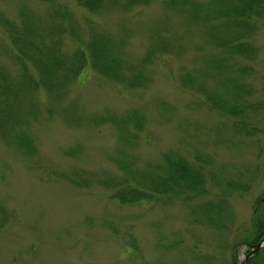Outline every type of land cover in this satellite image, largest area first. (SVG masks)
<instances>
[{"label": "rangeland", "instance_id": "374dc122", "mask_svg": "<svg viewBox=\"0 0 264 264\" xmlns=\"http://www.w3.org/2000/svg\"><path fill=\"white\" fill-rule=\"evenodd\" d=\"M118 8L93 16L116 37L122 23L136 30L125 52L131 61L143 60L149 43L143 30L157 18L171 28L183 26L170 18L172 12L165 17L162 0L128 13ZM91 14L79 0H0V68L11 85L24 71L35 80L22 81L24 93L33 87L35 92L30 100L21 92L18 112L13 100L0 125V264H233L236 258L241 263L251 248L255 205L264 190V132L236 133L233 122L256 123L264 111H225L221 117L205 106L195 84L181 78L197 67L191 63L195 49L153 60L146 88L117 83L88 64L69 84L57 83L54 96L12 35L35 41L36 51L56 41L57 55L82 46L89 53L86 42L99 30ZM255 21L251 41L257 54L243 61L254 72L244 78L264 101V17ZM168 30L172 37L174 30ZM210 86L215 87L211 81ZM136 110L145 121L138 132L128 124L137 135L129 143L118 125L96 120L109 111L124 117ZM13 117L18 119L10 126ZM19 137L30 139L26 150L18 146ZM168 152L203 170L204 182L151 203L123 204L110 196L105 178L126 184L140 178L137 171L164 173Z\"/></svg>", "mask_w": 264, "mask_h": 264}, {"label": "trees", "instance_id": "16d2710c", "mask_svg": "<svg viewBox=\"0 0 264 264\" xmlns=\"http://www.w3.org/2000/svg\"><path fill=\"white\" fill-rule=\"evenodd\" d=\"M151 1L153 0H80L81 4L93 14L103 13L107 7L115 6L119 7L118 10L122 8L128 13L135 6L145 5ZM162 2L166 9L165 17L172 12L170 18L178 22L182 21L183 26L177 29L171 28L166 25L167 22L158 18L152 25H147L143 30L146 32L147 39L149 38L146 55L143 56V60L138 59L136 62L131 61L128 53H125L129 45L128 40L136 34V30L132 26L129 28L126 23H122L119 30L120 37H116L107 26H105L106 30L100 28L102 24L100 19L92 20L91 25L94 28L99 27V30L86 42L89 53L82 46L71 55H57L56 41L50 46L38 45L41 48L36 51L35 41L17 35L14 37V43L18 51L22 50L24 54L30 56L39 67L42 84L48 87L49 92L54 96H56L57 83L68 84L79 77L87 64H90L99 74H105L117 83L133 89L146 88L152 81L147 65L153 60H159L160 56L167 53L182 56L188 49H195L196 57L192 58L191 63L196 64L197 67L193 66V69L184 70L181 78L187 83L195 84L200 92V100L205 106L221 117H224L225 111L230 115H240L244 109L255 113L264 111V101L255 97L256 88L244 78L252 73V66L243 63L245 60L254 59L256 55V47L251 38L257 29L255 19L264 17V0H162ZM132 17L135 19V16L132 15ZM168 28L174 30L172 37H169ZM182 29L183 34H181ZM180 39L186 44L174 43ZM186 39H189V42ZM32 49L34 54L31 53ZM203 55L205 56L203 67H199L197 63ZM18 57L24 60L22 54L19 53ZM26 72L23 73L22 79L18 82L14 81L16 85H11L8 82V73L0 68L2 81L0 83V125L3 127L10 115L11 103L15 100L14 112H18L20 104L18 98L21 97L19 95L27 91L22 86V81L27 79L29 84L35 81ZM209 81L215 87H209ZM33 92H35L34 87L24 94L25 96L29 94L30 100ZM16 119L18 118L13 117L10 126L16 123ZM96 120L118 125L119 136L129 143L137 135L129 133L128 124L132 123L137 132L141 131L145 117L138 110L127 113L124 117H118L109 111L108 114L96 117ZM233 124L234 130L249 136L264 132V118L256 123L243 119L235 120ZM28 140L19 137L17 144L26 150L30 144V139ZM31 149L32 147H29V150ZM163 165L164 173L150 172L142 175L137 171L141 176L135 183L124 184L125 181L119 182L117 178L109 176L105 178L103 184L109 187V193L113 199L128 204L140 200L155 202L160 200L161 195L166 194L169 197H175L180 195L187 186L192 187L197 183L201 185L204 182L203 170L194 167L193 163H187L186 157L181 154L166 153ZM122 167L129 168L124 162ZM125 176L126 180L130 178L133 180L135 174H129V176L125 174ZM254 230V238L250 241V245L253 246L264 238V191L260 201L255 205ZM233 264H239L237 258ZM247 264H264V247L258 249L253 256H249Z\"/></svg>", "mask_w": 264, "mask_h": 264}, {"label": "water", "instance_id": "95a60500", "mask_svg": "<svg viewBox=\"0 0 264 264\" xmlns=\"http://www.w3.org/2000/svg\"><path fill=\"white\" fill-rule=\"evenodd\" d=\"M263 245H264V241H261L260 243L257 244V248H259V246L261 247V246H263ZM250 254H252V253H250ZM250 254H249V255H250ZM249 255H248V256H249ZM244 263H245V262H244ZM244 263H243V264H244Z\"/></svg>", "mask_w": 264, "mask_h": 264}]
</instances>
